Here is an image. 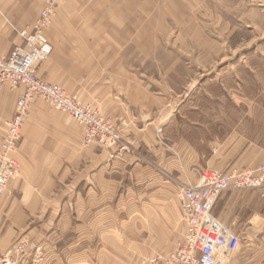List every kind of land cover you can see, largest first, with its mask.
Segmentation results:
<instances>
[{"label":"crops","instance_id":"obj_1","mask_svg":"<svg viewBox=\"0 0 264 264\" xmlns=\"http://www.w3.org/2000/svg\"><path fill=\"white\" fill-rule=\"evenodd\" d=\"M196 10L195 0H58L47 31L53 53L38 73L55 76L69 95L101 109L133 152L120 158L117 148L84 147L81 125L34 102L16 153L19 178L0 202L1 254L12 253L17 264L35 257L39 264H145L183 239L174 183H197L195 164L172 165L176 159L156 133L162 127L183 154L175 144V112L191 75L184 61L201 57L195 48L201 41L192 36ZM38 15L36 1L0 0V55L23 44L19 32ZM23 92L0 88V145ZM243 144L225 145L208 169L264 164L262 149ZM173 166L189 177L172 175ZM259 196L226 191L213 214L239 236L258 234V227L264 233ZM22 245L26 251L15 254ZM257 253L256 264H264V244Z\"/></svg>","mask_w":264,"mask_h":264},{"label":"rangeland","instance_id":"obj_2","mask_svg":"<svg viewBox=\"0 0 264 264\" xmlns=\"http://www.w3.org/2000/svg\"><path fill=\"white\" fill-rule=\"evenodd\" d=\"M33 1L39 4V15L35 23L24 30H35L40 13L45 7L42 1ZM56 2L55 9H57L58 0ZM195 3L198 10L193 13V16L199 28L193 30L195 34L192 36L198 37L201 41V44H195V48H200L201 57L195 61H184L191 75L185 78L188 83L185 84L183 93H180L181 98L178 100L182 103H179L175 112L177 117L174 131V136L177 137L175 144L183 151V154L178 156L176 147L172 148L164 139L162 127L157 130L156 140L168 148L169 155L176 159L172 165L176 163L180 165L184 162L193 164L194 161L195 167L190 165V169L194 171L198 183L205 172L224 173L231 168L252 169L240 167L208 169L209 162L225 150V145L243 142L244 146L252 144L264 151V0H195ZM186 30L191 31V29ZM47 31L45 34L48 38ZM23 46L24 41L21 46H15L14 50ZM48 61L45 63L47 64ZM45 63L36 66L37 76L47 83L60 85L54 79L55 76L47 72L38 73V69L42 65L45 66ZM36 101L46 102L42 99ZM91 106L110 123L118 133L120 141L116 145L105 146L99 143L88 146L82 143V145L117 148L116 156L120 155L121 157L118 156L120 158L131 155L133 148L123 139L119 129L101 109ZM167 171L174 176L182 175L184 180L189 177L188 173L185 171L182 173L176 169V166ZM167 177L165 175V178ZM174 184L175 196L179 203L176 181ZM252 191L260 192L259 200L264 201V190ZM180 230L182 231V227ZM262 230V227H258L256 230L258 234L241 236V248L227 260V264H256L257 252L264 244ZM25 251L26 248L21 253ZM149 258L144 260L145 264ZM35 261H38L37 257L32 263L39 264Z\"/></svg>","mask_w":264,"mask_h":264},{"label":"built area","instance_id":"obj_3","mask_svg":"<svg viewBox=\"0 0 264 264\" xmlns=\"http://www.w3.org/2000/svg\"><path fill=\"white\" fill-rule=\"evenodd\" d=\"M37 1H42L45 7L35 30L21 31L24 46L8 57L0 56V88L8 84L24 90L18 97L15 116L6 123V135L0 145V202L8 193L10 183L20 175L16 153L22 128L36 100L46 101L81 125L85 146L116 145L120 141L118 133L94 107L72 97L62 86L37 76L36 66L47 62L53 52L45 33L55 17L57 0ZM176 183L186 232L172 252L156 254L147 264H227L240 250L242 238L214 216V207L226 191L264 190V164L252 169L231 168L224 173L205 172L195 185ZM23 249L24 245L19 246L15 254ZM40 251L37 249L36 253ZM37 258L35 263H40L41 258ZM0 264H17L16 256L0 253Z\"/></svg>","mask_w":264,"mask_h":264}]
</instances>
